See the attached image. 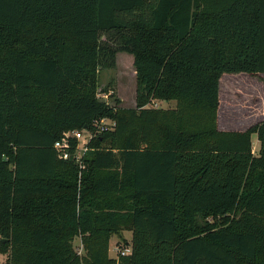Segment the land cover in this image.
<instances>
[{
  "label": "trees",
  "instance_id": "1",
  "mask_svg": "<svg viewBox=\"0 0 264 264\" xmlns=\"http://www.w3.org/2000/svg\"><path fill=\"white\" fill-rule=\"evenodd\" d=\"M119 52L135 108L97 97ZM237 73L264 74V0H0L2 264H116L125 231L119 264H264V121L218 126L220 79ZM105 118L84 170L58 159L66 132Z\"/></svg>",
  "mask_w": 264,
  "mask_h": 264
},
{
  "label": "rangeland",
  "instance_id": "2",
  "mask_svg": "<svg viewBox=\"0 0 264 264\" xmlns=\"http://www.w3.org/2000/svg\"><path fill=\"white\" fill-rule=\"evenodd\" d=\"M116 33H104L102 40L110 45L118 43ZM134 56L119 52L112 68H102L98 74L97 97L111 107L128 109L136 107L137 71ZM176 102L153 101L149 107L174 109ZM264 121V74L250 75L247 73L224 74L220 79V104L218 109V126L221 131H246ZM255 155L259 151L257 135L252 136ZM223 217H217L220 221ZM129 237V235L127 236ZM0 235V264L5 263L6 245ZM122 235L112 237L110 248L119 249L131 246ZM76 251L83 253L81 240L74 241ZM115 254V253H113Z\"/></svg>",
  "mask_w": 264,
  "mask_h": 264
},
{
  "label": "built area",
  "instance_id": "3",
  "mask_svg": "<svg viewBox=\"0 0 264 264\" xmlns=\"http://www.w3.org/2000/svg\"><path fill=\"white\" fill-rule=\"evenodd\" d=\"M115 126L116 123L113 120L105 118L100 121H95V130L90 131L88 129H83L66 132L63 137L54 144V150L58 159L63 161L73 159L80 165L81 169L84 170L86 168L84 157L89 150L90 142L98 134L114 130ZM131 253V246L119 249L117 252L116 264H119L120 258L129 256Z\"/></svg>",
  "mask_w": 264,
  "mask_h": 264
},
{
  "label": "crops",
  "instance_id": "4",
  "mask_svg": "<svg viewBox=\"0 0 264 264\" xmlns=\"http://www.w3.org/2000/svg\"><path fill=\"white\" fill-rule=\"evenodd\" d=\"M122 235L124 236V238H126L128 240V242L132 241V237H133V233L132 232L125 231V232H123ZM128 235H129V237H127ZM114 237H119V236L115 235ZM113 253H115V254H113ZM109 254H110L111 258H114V259L117 258V254H116V252L113 251L112 247L110 248V253Z\"/></svg>",
  "mask_w": 264,
  "mask_h": 264
},
{
  "label": "water",
  "instance_id": "5",
  "mask_svg": "<svg viewBox=\"0 0 264 264\" xmlns=\"http://www.w3.org/2000/svg\"><path fill=\"white\" fill-rule=\"evenodd\" d=\"M85 129H87V128H85ZM3 242L5 243V242H7V240H3Z\"/></svg>",
  "mask_w": 264,
  "mask_h": 264
}]
</instances>
